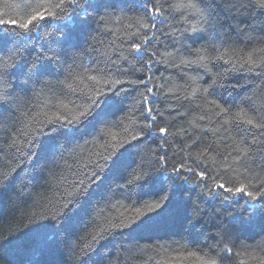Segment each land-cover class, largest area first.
Segmentation results:
<instances>
[{"label": "snow or ice", "instance_id": "6c2138e0", "mask_svg": "<svg viewBox=\"0 0 264 264\" xmlns=\"http://www.w3.org/2000/svg\"><path fill=\"white\" fill-rule=\"evenodd\" d=\"M46 3L48 7H42V11L32 15L28 23L18 25L19 28L24 29L23 33L5 32L3 26L15 22L0 20V117H3L6 110H10L13 114L20 110L23 101L16 94L14 80L18 73L25 71L28 75L25 84L30 82L34 85L42 82L54 97L65 99L75 97V99H68L67 103L61 102L58 105L48 104L50 114L48 111H40V105L35 102L21 112V115L30 116L38 127H34L35 135L24 146L28 151L17 146L16 137L8 142V148H15L19 153L18 156L6 153L3 147L4 141H0V193L16 179L18 170H22L26 164H35L36 158H41L45 160L49 174V180H45L44 183L48 185L51 179H58L55 190L59 193V198L56 207L52 209L47 205H41L39 200L34 202L35 206L43 207L46 214L38 216L35 220H29L20 230L10 229V236L0 241V251L5 245L8 246L7 254L0 255V259H7L8 264H60L55 256L60 245L64 243L63 234V237L74 236L73 249L79 247L80 252L76 254L73 250V254L79 264H110L113 250L105 247L106 241L117 236H124L129 241L135 240L139 233L153 229L160 220L172 219L181 207L187 205L191 206L189 211H199L196 202L201 193H196V201H194L192 192L195 188L206 187L204 181L210 172L207 166L208 156L212 152L223 156L227 164L225 173L234 171L235 166L241 165L246 159L250 163V166H245L246 172L259 170L253 177L255 182L249 181L247 185L252 189L251 191H245V185L233 189L220 182L216 187L221 189L222 193L212 192L213 195L227 193L228 195H224L223 199L230 201L229 207L239 203L234 198L240 194L249 198L240 211L230 216L227 226H222L217 245L227 241L232 246L228 247L225 243L217 255L221 256V260L225 256H231L232 249L237 243L247 248L243 236L247 232L255 233L264 241V179L260 176L264 173V122L258 121L254 124L253 119H248L244 123L252 127H242L234 118H226L231 117L235 101L231 104L226 100L207 101L208 109L212 111L204 110L200 119L214 115L215 124L210 129H202L203 136H197L196 139L191 135L188 136L191 144H184L179 151L183 152L195 147L197 155L192 156L189 151L188 156L182 158L178 166L172 167L171 173L168 174L172 185L165 188V181L161 176L167 172L165 166L170 162L167 152H162L164 146L169 143L166 137L176 116L183 117L193 110L192 102L197 98L200 88H191V93L183 96L176 92L163 93L165 100L170 97L176 101V105L165 104L157 108L154 105L159 103L158 90L162 91L165 85L153 84L152 76L147 75L155 63H160L153 57L157 55L156 46L160 42L159 37L163 36L166 40H170L179 59V63H173L171 66L181 70L180 78L184 79L187 75L184 69L196 72V77L185 81L183 87L187 90L192 84L197 83V79H203L210 71L209 64L215 68L217 66L215 62L221 59L219 56L209 59L202 53V50H217V45L209 42L215 41L218 37L232 39L231 34L224 31V25L219 20L216 9L224 5H228V11L232 13L254 9L255 5L264 9V0H255V4L253 0H239L238 4L233 3L232 0H198V4L189 2L178 5H173L171 0H46ZM117 5H123L121 11L126 9L137 17L136 24L139 30L131 32L128 37V53H116V58L107 62L94 61L95 67L85 70L96 73L88 76V80L93 82L90 90L83 91L73 87L69 81L75 80L78 75L74 72L76 65L74 61L67 64L63 60V55L70 50H79L85 44L91 51H97L96 45L103 41L97 40L92 33L108 32L104 25L115 13ZM174 9L177 11L191 9L187 14L185 11H179L182 17L181 23L190 24V27H173L171 31L162 29V26L168 23L169 17L175 20ZM36 20L44 21L45 25L49 20L61 21V28L58 29L61 31V37L51 41L47 47L40 44L39 50H36L35 44L28 47V41L33 39L30 35V24ZM132 27V24L128 25L129 29ZM177 32L180 33V38L176 37ZM242 34L243 29L237 31V36ZM25 37L28 39L25 40ZM82 38L83 43H81ZM252 39L253 37H248L245 43ZM197 41H203V44L201 48L193 50L191 45ZM149 49H152L151 53ZM260 51L264 52V49ZM46 52L52 54L46 55ZM184 53L187 55H183ZM33 54L37 59L29 64L28 59ZM205 60L209 63L206 64ZM246 63L251 65L247 68L248 72L257 77H264V64L254 61L251 54ZM243 67L244 65L241 64L240 68ZM233 70L235 65L227 71ZM137 73L141 75L137 77ZM44 77L51 79H42ZM97 85L101 86L97 87ZM215 86L216 81L213 80L203 92L207 95H215L214 91H210ZM239 87L244 86L239 85ZM133 92L138 93L139 99L132 95ZM24 94L26 95V92ZM34 94L37 97L40 95L38 92ZM251 101V96H244L239 103L251 107ZM13 105L16 107L13 108ZM69 105L72 107L70 108ZM195 107L201 106L197 104ZM181 108L184 109L183 112L179 110ZM32 113H36V116H32ZM118 113L123 115L117 117ZM126 119L129 121V126L123 129L124 135L121 140L115 142L116 137L113 136V142H105L102 145L103 151L96 153L94 159L88 158L86 163L80 164L79 167L60 166L59 161L65 159V153L78 157L77 150L82 152L88 145L103 140L110 128L122 125ZM160 123L164 126L157 128ZM209 123L212 121L209 120ZM253 128L256 131H253ZM233 130L240 135L242 143L247 145V152L237 150L235 153H220L214 141L205 144L202 148L199 147L209 131L223 143L231 138L230 133ZM16 132L19 136V129ZM248 136L252 137L250 142ZM157 139H161L162 143L157 144L155 149L147 147L149 143L156 144ZM175 155L176 153H173V156ZM257 155L259 159L256 158ZM189 159L191 165L188 163ZM137 168L140 169L139 172ZM193 175L198 177L197 181L193 180ZM109 177L119 179L121 182L116 183L113 179L105 186ZM176 181L192 185L190 189L185 190L187 195L181 193L180 202L176 201L174 187ZM144 189H149L155 198L154 203L145 205L144 212L141 213L136 209L135 215L129 213L125 216L121 213L111 219L105 214L106 210H111L112 202L117 195L120 199L132 200L133 197L128 193H135V201L138 203L143 199L144 195L141 193ZM85 219L88 230L81 236L76 229ZM87 237H90V241L80 244V241ZM213 248L214 246H209L210 251H213ZM97 255L100 259L93 260ZM15 256L22 258L17 260L14 259ZM211 264L216 262L212 261Z\"/></svg>", "mask_w": 264, "mask_h": 264}, {"label": "trees", "instance_id": "16d2710c", "mask_svg": "<svg viewBox=\"0 0 264 264\" xmlns=\"http://www.w3.org/2000/svg\"><path fill=\"white\" fill-rule=\"evenodd\" d=\"M197 3L198 0H171L173 5ZM233 3L239 2V0H232ZM255 4V0H253ZM42 7H48L46 0H0V20L13 21L14 24L4 25L5 32L14 31L23 33L24 29L18 27L21 23H28L32 15L38 11H42ZM123 5H117L115 13L111 19L104 25L108 29L107 33H92L97 40H102L103 43L96 45L97 51L93 52L88 48V45H83L79 50L67 51L63 55V60L67 64L75 62L74 72L78 73L75 80H70L73 87L79 88L83 91H88L92 87L91 81L88 80L89 75H96L94 71H85L89 68H94V61L99 60L101 62H107L110 59L116 58V53L123 52L128 53V37L131 32L139 30L136 24V15L128 12ZM179 11H185V14L191 12V9ZM179 11L176 12V18L173 20L171 17L168 19V23L162 26L165 31H171L173 27L183 28L190 27V24H182V17L179 15ZM219 20L224 25V31L231 34L232 39H221L218 37L215 41L209 43H215L217 45L216 51H203L202 53L209 57H221L217 60L216 67L213 68L209 64L210 71L204 75L203 79H197L196 84H192L187 90L183 87L185 81H189L191 78L196 77V72L188 69L183 71L187 73L184 79H181V70L171 65L173 63H179V59L176 55L174 48L170 44V40H166L165 37H159V44L156 46L157 55L154 60L160 61L152 66L151 72L147 75L152 76L153 84H163L165 87L163 90H158L159 103L154 107L160 108L165 104L176 105V101L170 97L165 100L163 93L176 92L183 96L191 93V88L199 87L200 92L196 99L193 100V110L187 112L183 117L176 116L172 127L167 135L168 144L164 146L163 151H166L170 162L166 164L167 172L163 173L161 179L165 181L164 187L168 188L172 185V181L168 179V174L171 173L172 167L178 166L182 158L188 156L190 151L192 156L197 155V148H191L186 151H179L184 144H191V140L188 136L191 135L193 139L197 136H203L202 129H210L215 124L216 117L214 115L206 116L201 120L200 116L204 110L212 111L208 109L207 101L216 99L218 102L226 100L231 104L233 101L236 103L232 107L231 117L236 122L240 123L242 127H252L247 125L248 119H253L254 124L258 121L264 122V77H257L247 71V68L251 67L246 63L251 54L252 59L258 64H264V52L260 49H264V9H261L259 5H255L254 9L248 11H237L232 13L228 11V5H224L216 9ZM119 17V18H117ZM132 24L131 29L128 25ZM62 22L56 20H49L45 25L44 21L36 20L30 24L32 40L28 41L27 46L31 47L36 45V50H39V45L43 44L47 47L54 39L61 37ZM243 29V34L237 36V31ZM217 30H219L217 28ZM151 34V33H150ZM177 38H180V33L177 32ZM248 37L253 39L245 43ZM19 40V38H14ZM25 40L28 37L24 38ZM142 39V37H141ZM83 43V38L81 39ZM91 43V41H89ZM203 41H197L191 45L192 49L201 48ZM23 47V46H22ZM54 47V46H53ZM150 53L152 49H149ZM46 55H51V52H46ZM183 55H187L184 53ZM7 59V57H5ZM19 59V57H17ZM35 54L31 55L28 59L30 64L36 60ZM131 59V57H129ZM135 63V62H134ZM208 64L209 61L205 60ZM243 64V69L240 65ZM235 65V70L229 72L228 69H232ZM139 66V65H137ZM137 77L141 73L136 74ZM126 78V77H121ZM28 79L27 71L25 73H18L14 80L17 92L16 94L21 97L23 104L20 110L14 114L10 110H6L3 117H0V141H4L3 147L6 153L9 155H19L15 148L9 149L8 142L13 137L17 139V146L21 147L24 151H28L24 146L35 135L33 129L38 127L35 125L30 116L21 115L28 105L33 102L40 105V111H48V104H59L61 102L67 103L68 99H75V97H54L52 92L48 88L44 87L43 83L32 84L25 81ZM42 79H51V77H44ZM63 79V76H61ZM216 81V86L213 90L215 95H207L203 92L204 88H207L212 81ZM226 85V87H223ZM243 85L244 87H239ZM101 85H97L100 87ZM43 89V91H41ZM11 90V86H9ZM26 92V95L24 94ZM40 93L37 97L34 93ZM133 96L139 99V95L136 92L132 93ZM244 96H251V107L248 105H241L240 99ZM199 104L201 107H195ZM13 108L16 106L13 105ZM71 108L72 105H69ZM243 109V111H241ZM254 109V110H253ZM181 112L184 109H179ZM218 111V110H215ZM32 116H36V113H32ZM123 113H118L117 117L122 116ZM175 115V113H173ZM40 117H37L39 119ZM171 119V118H169ZM209 120L212 123H209ZM129 126V121L126 119L124 123L118 127H112L104 136V139L97 141L94 144L88 145L82 152H79V156L65 153V159L60 160V166L63 168L66 165H73L79 167L80 164L86 163L88 158H95V154L103 151L102 145L105 142H113L112 137H116L118 142L123 138V129ZM164 126L163 123L157 125ZM19 129L20 135L17 136L16 130ZM186 130V131H182ZM253 131H256L253 128ZM175 134V135H173ZM158 136V131H157ZM230 139L221 143V140L217 138L211 131L207 133V137L199 145L202 148L209 142H215L218 145V152L220 153H235L237 150L241 152H247V145L242 143L240 135L233 130L230 133ZM252 137L248 136L249 142ZM162 143L161 139H157L156 144L149 143L147 147L155 149L157 144ZM173 153H176L173 156ZM147 158V157H145ZM259 159V156L256 157ZM139 160V158H137ZM191 165V159L188 160ZM250 166L249 161L246 159L241 165H236L234 171L224 172L227 168V164L224 161L222 155H218L217 152H212L208 156V167L210 169L209 176L206 177L204 188H195L192 192L193 200L196 201V193H201L199 200L196 202V206L199 211L188 209L190 205L181 207L176 216L170 220H160L156 223L155 227L151 230L139 233L137 239L129 241L124 236H117L114 239L105 242V247L113 250L110 264H211L215 261L216 264H264V241L257 237L255 233H244V242L248 245L247 248L241 247L237 243L236 247L232 249L231 256H225L221 260V256L217 255L220 252V248L227 243L228 247H231V243L227 241L221 242L217 245V240L220 239V233L222 226H227L231 215L241 210L245 201L249 198L240 194L234 199L238 200V204H234L229 207L230 201L223 199L224 195H213L212 192L222 193V190L216 187L217 183L223 182L228 187L235 189L241 185H245V191H251L250 187H247L249 181L255 182L253 177L258 174L257 169H253L250 172L245 171V166ZM43 169V170H42ZM140 171L139 168L136 169ZM59 174V169H57ZM183 175H189L183 173ZM264 179V173L260 174ZM115 179L116 183L121 181L116 178L109 177L106 181V185L111 183ZM49 180L48 169L45 164V160L36 158L35 164H26L22 170H18L16 179L6 187L2 193H0V241L10 236V229L17 231L28 224L29 220H35L38 216L46 214L43 207H37L34 202L39 200L41 205H47L49 209L56 207V201L59 198V193L55 190L58 179H51L48 185H45L44 181ZM193 180L197 181L198 177L193 175ZM215 181V183H214ZM176 201L182 200L181 193L184 195L188 193L186 189H190L192 185L184 184L183 181H176ZM147 194V195H146ZM128 195L132 196V200L120 199L119 195L113 200L111 210H106V215L109 219L123 213L125 216L131 213L136 214V209L142 213L145 211V205L155 202V198L151 195L149 189H144L141 193L143 199L138 203L135 201V193L129 192ZM51 201V203H49ZM133 205L135 207L133 208ZM88 230L87 219L77 226L76 231L81 236ZM64 243L60 245L59 251L55 256V259L60 264H79L76 260L73 250L76 254H79L80 248L73 249V235L63 237ZM90 241V237L80 241V244H84ZM209 246H214L213 251L209 250ZM8 252V246L0 251V255H6ZM20 256H15L14 259H21ZM100 259L99 255L94 256L93 260ZM0 264H8L7 259H0Z\"/></svg>", "mask_w": 264, "mask_h": 264}]
</instances>
